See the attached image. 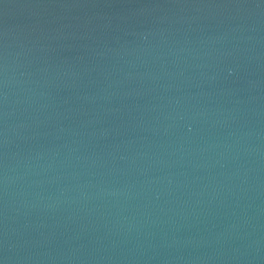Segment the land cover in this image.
<instances>
[{
    "label": "water",
    "instance_id": "1",
    "mask_svg": "<svg viewBox=\"0 0 264 264\" xmlns=\"http://www.w3.org/2000/svg\"><path fill=\"white\" fill-rule=\"evenodd\" d=\"M0 264H264V0H0Z\"/></svg>",
    "mask_w": 264,
    "mask_h": 264
}]
</instances>
